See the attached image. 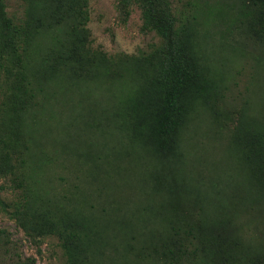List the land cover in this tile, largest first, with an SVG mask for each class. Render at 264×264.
<instances>
[{
    "label": "rangeland",
    "instance_id": "374dc122",
    "mask_svg": "<svg viewBox=\"0 0 264 264\" xmlns=\"http://www.w3.org/2000/svg\"><path fill=\"white\" fill-rule=\"evenodd\" d=\"M171 2L177 24L190 29L208 93L181 134L179 178L106 120L131 82L115 91L97 79L53 73L58 52L48 32L27 46L30 92L15 90L16 67L7 65L12 74L0 71V264L28 257L33 264H65L58 238L37 227L61 230L73 220L88 230L87 264H124L120 253L137 231L119 237L109 224L112 210L138 225V206L157 230L169 215L154 212L152 203L160 201L183 220L202 218L212 234L222 230L218 239L234 245L240 263L264 264V197L247 180L237 183L229 146L231 135L247 125L238 122L245 108L264 113V41L250 29L241 0ZM4 4L15 22L25 18L27 0ZM84 10L88 45L107 55L139 54L161 41L143 28L137 5L87 0ZM6 160L13 166L7 173ZM205 247L210 253L212 241Z\"/></svg>",
    "mask_w": 264,
    "mask_h": 264
},
{
    "label": "trees",
    "instance_id": "16d2710c",
    "mask_svg": "<svg viewBox=\"0 0 264 264\" xmlns=\"http://www.w3.org/2000/svg\"><path fill=\"white\" fill-rule=\"evenodd\" d=\"M241 1L246 5L243 16L250 22V29L264 41V0ZM27 2L25 18L15 22L7 15L4 0H0V71L12 74L8 64L17 68L15 90L27 93L33 89L31 81H27V46L37 33L48 32L58 52L53 73L69 79H97L115 91L118 89H114L115 85L123 87L125 80L131 82L126 98H120L118 109L105 118L125 130L130 140L143 147L148 157L172 168L167 171L171 170L174 177L179 178L174 166L181 155V134L208 93L205 92L206 75L200 54L195 51L190 29L177 24L171 0H119L121 7L137 5L143 28L154 31L161 39L148 51L122 56L107 55L88 45L84 10L87 0ZM253 25H257L256 29ZM126 72L129 77H135L137 86H134L135 81L126 78ZM258 112L251 108L243 110L238 122L241 126L247 125L237 128L231 135L229 146L234 155L237 183L241 179L247 180L249 187L264 197V113L246 116ZM8 161H4L6 173L13 168ZM238 189L242 191V188ZM152 204L154 212L169 213L161 217V228L157 230L151 229L149 216L145 218L146 214L138 206L134 209L137 210L138 225L120 218L117 208L110 214L116 216L109 224L121 233L119 237L128 235L133 229L137 231L128 238L120 253L124 264H243L234 245L218 239L222 230L212 234L202 218L188 221L179 218L177 213L170 214L165 201ZM37 228L39 234L48 231L58 238L65 264H87L91 257L90 239L80 220L65 224L61 230L48 226ZM211 241L212 249L208 253L205 243ZM130 242L133 245H129ZM242 242L244 245L245 241ZM33 260L28 257L13 264H33Z\"/></svg>",
    "mask_w": 264,
    "mask_h": 264
}]
</instances>
